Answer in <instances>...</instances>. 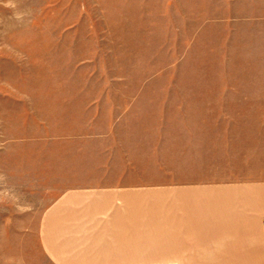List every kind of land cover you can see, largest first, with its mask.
<instances>
[{"label":"rangeland","instance_id":"374dc122","mask_svg":"<svg viewBox=\"0 0 264 264\" xmlns=\"http://www.w3.org/2000/svg\"><path fill=\"white\" fill-rule=\"evenodd\" d=\"M263 106L264 0H0V264L69 169L264 179Z\"/></svg>","mask_w":264,"mask_h":264},{"label":"crops","instance_id":"0c3cea01","mask_svg":"<svg viewBox=\"0 0 264 264\" xmlns=\"http://www.w3.org/2000/svg\"><path fill=\"white\" fill-rule=\"evenodd\" d=\"M69 170L32 264H264V179L139 187L131 167Z\"/></svg>","mask_w":264,"mask_h":264}]
</instances>
